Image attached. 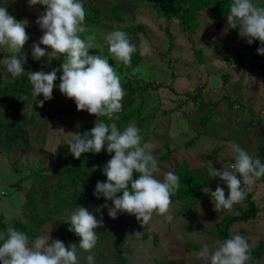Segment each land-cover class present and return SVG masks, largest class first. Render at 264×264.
<instances>
[{"label": "rangeland", "instance_id": "374dc122", "mask_svg": "<svg viewBox=\"0 0 264 264\" xmlns=\"http://www.w3.org/2000/svg\"><path fill=\"white\" fill-rule=\"evenodd\" d=\"M100 1L108 3L110 0ZM119 1L130 6L129 9L117 18L88 23L85 27L88 32L81 34L82 38L95 36L94 48L89 49V54L101 53L107 57L125 90L122 110L114 114L111 121L121 130L135 123L142 143H155L153 154L160 168L157 178L163 179L168 171L176 174L175 168H181L192 183L202 184V189L196 198L172 201L171 222L154 213L147 225L127 212L111 218L108 208L114 206L112 201L100 198L88 209L98 220L103 219V226L96 229L101 237L90 252L77 248L79 264H88L86 257L90 254L95 264H202L197 256L201 246L218 247L225 241L219 235L220 225L227 217L246 210L244 201L235 204L232 211L217 213L214 210L211 192L219 184L227 197L228 189L219 177L209 176V162H218L215 165L218 169L234 163L235 154L229 148L234 142L253 158L260 159L261 153L264 163V116L261 113L264 109L261 77L264 55L257 53L261 44L259 40L249 44L239 35L238 28H229L227 21L213 17L215 5L195 11L194 25L188 31L176 18L160 14L151 4ZM27 2L0 0V7H6L15 18L19 16V20L27 21L29 35L23 48L27 54L23 76L13 77L7 71L4 61L13 53L6 46H0V127L8 121L7 102L1 97L4 88L14 79L28 80V71L47 72L63 63V56L54 58L50 66L47 56L39 61L32 57V45L43 35L36 23L42 9L33 6L30 17H26L21 10ZM254 2L264 5V0ZM114 30L124 31L137 45L130 65H123L108 51L104 36ZM141 41L151 46V56L139 54ZM40 46L51 51L48 46ZM55 83L53 98L45 101L43 107L37 103L43 100V95L34 98L33 87L26 95V104H23L24 118L28 120L26 139L15 145H0V219L6 225L17 221L27 224L31 211L41 216L43 221L30 241L49 235L52 240L63 241L56 230V221L67 213L70 218L77 206L66 207L67 210L61 209L57 214L50 210L57 203L55 190L61 183L58 172L65 169L64 156L58 154V146L68 144L73 133H82L83 125L90 131L101 118L86 110H77L74 99L60 92V81ZM145 84L150 85L141 91L139 88ZM131 86L137 90L131 92ZM130 111L134 114L125 118ZM92 154L97 161L109 153L105 146L100 153ZM88 176L87 181L79 183L83 188L81 192L95 186L92 175ZM72 189L69 184L65 193L71 194ZM251 192L258 208L255 216L233 220L228 235L230 238L243 236L252 256L254 248L264 242V181H256ZM75 236L72 238H79ZM256 264H264V252Z\"/></svg>", "mask_w": 264, "mask_h": 264}, {"label": "clouds", "instance_id": "9594fccd", "mask_svg": "<svg viewBox=\"0 0 264 264\" xmlns=\"http://www.w3.org/2000/svg\"><path fill=\"white\" fill-rule=\"evenodd\" d=\"M28 4L46 6L36 20L43 35L32 45V57L39 61L47 56V65L50 66L54 58L63 56L59 68L27 72L33 86L32 96L43 95V100L37 102L38 106L43 107L45 101L53 98V89L57 87L55 82L59 80L60 92L74 99L77 110L112 120L114 114L122 110L126 93L108 58L101 53L89 54V49L94 48L95 36L81 37L86 31L82 0H28ZM227 23L229 28H238L239 35L249 44L259 40L261 47L257 53L264 55V5L254 0H231ZM26 27V20H17L6 7H0V46H6L13 53L4 61L13 77L25 74L27 54L23 48L29 40ZM104 41L116 60L125 66L130 65L131 57L138 49L127 33L110 31L104 36ZM41 44L50 47L51 51H46ZM139 54L151 56V46L141 41ZM58 72L62 74L58 76ZM68 145L77 159L89 152L98 154L105 146L109 154L114 153L102 169L107 180L97 181L94 192L97 198L103 195L112 201L114 206L108 208L111 218L127 212L134 214L144 225L149 223L154 213L164 216L168 222L173 220L171 197L179 191V176L168 171L163 174V179L157 178L160 168L153 154L156 145L142 143L140 129L135 123H129L121 130L115 122L95 121L90 131L73 133ZM229 148L235 154L234 163L222 169L214 167L211 161L208 164L209 176L219 177L228 189L227 197L219 184L211 192L217 213L232 211L235 204L246 199L251 186L264 177V163L259 158H253L237 143H230ZM135 173L139 175L134 178ZM70 224V230L80 237L81 249L90 252L95 248L96 229L103 226L102 218L98 220L88 208L78 205L71 213ZM197 256L202 264H254L250 245L241 235L226 239L214 249L203 244ZM86 259L88 264H95L93 255ZM0 264H79L77 244L66 247L63 241L52 240L50 235L30 241L25 232L9 226L0 231Z\"/></svg>", "mask_w": 264, "mask_h": 264}, {"label": "trees", "instance_id": "16d2710c", "mask_svg": "<svg viewBox=\"0 0 264 264\" xmlns=\"http://www.w3.org/2000/svg\"><path fill=\"white\" fill-rule=\"evenodd\" d=\"M135 3H139L144 1L146 4H151L157 11L167 17L176 18L179 23L184 26L188 31H191V26L194 25L196 14L195 11H200L210 5H215V12L212 14L216 19L221 20L222 22L227 21V15L229 14V4L231 0H132ZM86 16L84 21V27L89 23H97L101 20H109L112 18L119 17L121 12H124L129 9L130 6H124L121 4L119 0H110L108 3L100 0H82ZM39 6L42 9V12L45 10L44 5H34ZM31 7L28 2L22 7V13L26 15V17H30L29 12L31 11ZM22 15V14H21ZM16 19L19 20V16H16ZM88 30L85 31L87 33ZM84 34V33H83ZM85 35V34H84ZM261 77L264 84V63L262 65ZM148 85L145 84L141 88V91L145 90ZM32 85L30 80H19L14 79L11 85L7 88H4L3 96H1L7 102L6 116L8 117V121L0 127V145H15L18 144L21 140L26 139L27 129L25 126L28 125V120L24 118L26 99L28 94L32 91ZM131 92L137 90V88L129 87ZM191 98H195V96H190ZM23 98V99H21ZM206 103V102H205ZM134 111H130L128 114H125V118L133 115ZM100 120H104L105 122L111 123L112 121L106 117L100 118ZM83 131H88L85 128V125L82 127ZM193 139V138H192ZM192 141V140H191ZM58 154L64 156V161L62 162V166L65 169H61L58 174L61 177V183L57 184V188L55 193L57 195V203L50 208L54 214H57L59 210L66 209V207H71L73 205L76 206H84L86 208L92 206L95 202L99 201L100 198L104 197L100 195L97 198L94 195L97 181L104 182L107 180V177L103 174V167L106 165L107 161L111 158L112 154L103 155L99 160H95L92 152L82 154V156L77 159L69 151L68 144H60L58 146ZM263 159L260 153V160ZM176 174L182 172L183 174L179 176L180 179V188L179 191L171 197L172 201L189 198H196L201 194L202 184L192 183L189 175L184 174V170L181 168H175ZM88 175H92L95 186L89 191L81 192L83 188L79 187V183L88 180ZM138 173L134 174V178L138 177ZM264 181V177H261L258 181ZM69 184L73 186L71 194H66L65 191ZM250 191L244 200V205L246 206V210L241 213L229 216L226 218L224 223H222L219 227V235L224 239H229L228 228L233 220H245L251 217H254L258 208L255 204L253 195ZM122 193H118L120 195ZM238 208V207H237ZM31 217L27 224H24L20 221L12 225H6L2 219H0V231H4L7 227L11 226L19 231L25 232L29 238L31 239L35 230L38 229L40 223L43 221V218L36 214L35 212H30ZM67 212L64 213L66 215ZM67 215H70L67 213ZM66 215V216H67ZM59 217L57 222V232L60 235L61 239L65 243V246L68 247L71 244H77V248L79 247V240L76 237L75 232L70 230V218L67 217ZM101 235H97V241ZM264 252V242L258 245L253 250L252 259L254 264L259 260V257Z\"/></svg>", "mask_w": 264, "mask_h": 264}, {"label": "crops", "instance_id": "0c3cea01", "mask_svg": "<svg viewBox=\"0 0 264 264\" xmlns=\"http://www.w3.org/2000/svg\"><path fill=\"white\" fill-rule=\"evenodd\" d=\"M214 103H216V102H214ZM212 164H214L213 166L215 167V165L218 164V162H214ZM217 169H218V167H217Z\"/></svg>", "mask_w": 264, "mask_h": 264}, {"label": "built area", "instance_id": "2783aa9c", "mask_svg": "<svg viewBox=\"0 0 264 264\" xmlns=\"http://www.w3.org/2000/svg\"><path fill=\"white\" fill-rule=\"evenodd\" d=\"M262 115L264 116V109L261 111ZM231 165V164H230Z\"/></svg>", "mask_w": 264, "mask_h": 264}]
</instances>
